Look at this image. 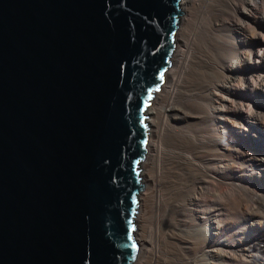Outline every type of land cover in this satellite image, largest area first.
<instances>
[{
	"label": "water",
	"instance_id": "water-1",
	"mask_svg": "<svg viewBox=\"0 0 264 264\" xmlns=\"http://www.w3.org/2000/svg\"><path fill=\"white\" fill-rule=\"evenodd\" d=\"M181 2L0 0V264L137 258L146 110Z\"/></svg>",
	"mask_w": 264,
	"mask_h": 264
},
{
	"label": "bare ground",
	"instance_id": "bare-ground-1",
	"mask_svg": "<svg viewBox=\"0 0 264 264\" xmlns=\"http://www.w3.org/2000/svg\"><path fill=\"white\" fill-rule=\"evenodd\" d=\"M180 7L171 65L146 110L132 264H264V144L248 136L264 138V0ZM230 196L236 209L249 204L229 236Z\"/></svg>",
	"mask_w": 264,
	"mask_h": 264
},
{
	"label": "rangeland",
	"instance_id": "rangeland-1",
	"mask_svg": "<svg viewBox=\"0 0 264 264\" xmlns=\"http://www.w3.org/2000/svg\"><path fill=\"white\" fill-rule=\"evenodd\" d=\"M194 21H195V28L196 29H199L202 25H203V18H202V16L200 15V14H198L197 16H195V19H194ZM257 105H263V103H264V93L262 92V94H259V95H257ZM256 103H253V106L255 105ZM248 136L250 137V138H252L253 140H256V141H261L263 144H264V138L262 139V138H257V137H255L253 134H248ZM264 150V149H263ZM246 167H242V169H245ZM229 190H230V188H228ZM231 191V190H230ZM232 196H230V197H228L227 198V205H226V209H227V221H228V223H227V229H228V233H229V236L231 235V234H237V233H239V231H242V220H243V216H244V214L243 213H245V206L244 205H248L249 204V202H247V201H245L244 202V204H242V207H241V209H236L235 207H233L234 206V204H235V202H236V200H237V197L235 196V197H232ZM231 198V199H230ZM234 199V200H233ZM228 200L230 201H232V202H228ZM235 201V202H234ZM230 203H231V205L233 204V206H231L230 205ZM229 204V205H228ZM231 206V207H230ZM231 208V210L229 209V208ZM236 210V211H235ZM241 210V211H240ZM232 211V212H231ZM238 211V212H237ZM236 213V214H235ZM228 214H231V215H228ZM241 214V215H240ZM238 215H240L239 217H237ZM247 215V214H246ZM233 216H236V218H237V220H236V218L234 217L233 218ZM240 218V219H239ZM242 219V220H241ZM236 220V221H235ZM240 220V221H239ZM231 224V225H230ZM231 229V230H230ZM235 229V230H234ZM230 264V263H229ZM231 264H233V263H231Z\"/></svg>",
	"mask_w": 264,
	"mask_h": 264
},
{
	"label": "snow or ice",
	"instance_id": "snow-or-ice-1",
	"mask_svg": "<svg viewBox=\"0 0 264 264\" xmlns=\"http://www.w3.org/2000/svg\"><path fill=\"white\" fill-rule=\"evenodd\" d=\"M163 74H161V76H162ZM130 238V237H129ZM134 246V245H133Z\"/></svg>",
	"mask_w": 264,
	"mask_h": 264
}]
</instances>
